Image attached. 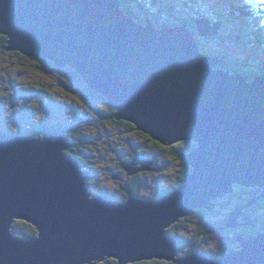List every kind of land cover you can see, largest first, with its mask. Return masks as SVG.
Masks as SVG:
<instances>
[{
    "label": "water",
    "instance_id": "1",
    "mask_svg": "<svg viewBox=\"0 0 264 264\" xmlns=\"http://www.w3.org/2000/svg\"><path fill=\"white\" fill-rule=\"evenodd\" d=\"M195 23L198 35L218 33L219 23L206 17ZM0 34L6 50L73 67L114 107L110 119L132 122L161 144L196 143L179 152L192 170L175 189L118 202L90 196V172L64 152L72 143L62 130L43 138L0 131V264H85L105 256L120 264L152 257L264 264V232L237 234L240 246L217 258L204 251L177 257L178 238L166 232L193 210L213 208L235 185L259 195L234 207L224 225L239 226L240 216L251 223L243 208L264 196V75L218 67L223 60L203 52L186 23L137 21L120 0H0ZM19 219L38 233L16 236L11 225Z\"/></svg>",
    "mask_w": 264,
    "mask_h": 264
},
{
    "label": "rangeland",
    "instance_id": "2",
    "mask_svg": "<svg viewBox=\"0 0 264 264\" xmlns=\"http://www.w3.org/2000/svg\"><path fill=\"white\" fill-rule=\"evenodd\" d=\"M165 1L166 3H172V9L171 11H165L164 14H160L162 19H172L178 17V15H194L196 11L212 15L214 12L228 9V0H201L202 2H199L198 5H196L197 3L188 2V7L185 6L183 0ZM190 1L192 2V0ZM262 1L264 0H250V6L251 4L253 7L258 6L255 7L256 10L259 9V6H262V9H264V3L259 5V2ZM132 2L135 3L136 1ZM139 2L145 3L148 11L153 14L164 10L159 5L156 7V1L139 0ZM255 17L259 19V22L264 24V11L257 13ZM237 22L236 20L233 23H229L227 29L230 28V31L228 36L227 32L225 36V40L228 39V45L233 50L236 45L229 38L233 34L232 30L238 25ZM194 24L192 23L191 26H194ZM251 27H248V29ZM240 28L244 29L246 25L241 24ZM38 64L33 59L23 60L14 51L0 47L1 130L5 132H12L18 129L32 130V127L38 121L45 125L69 124L71 122L79 126V132L76 137L78 139L81 138L82 141H78L77 146L81 149L79 152L85 154L84 164L86 165L82 170L90 171L92 169L94 171L93 176L87 177L85 182L87 185H90L91 181H98L99 187L94 189L97 192L104 189L114 190L124 179H128L127 176L139 173H141L139 175L141 182L139 190L143 197H152L153 193L157 190L164 191L176 186L178 178L184 169L179 156L177 157L169 149L165 150L167 147L163 145L145 143L146 140L142 136L127 132L125 124H121L113 117L110 119L109 117L115 112H111L110 108L101 100L83 93L82 91L85 90V86L81 81L76 82L73 77L63 76L61 72L49 66L44 65V68H38ZM40 84L43 85L41 86ZM174 144H176L173 146V150L175 151L177 149H185L189 145H196L195 142L190 140H179ZM144 154L155 160L156 164L150 166L152 169L142 166L138 167L141 165L140 163H132L135 157L132 158L131 155L144 156ZM135 161L137 160L135 159ZM128 163L134 172H128L127 166H124V164L128 165ZM158 167L161 168L158 169ZM115 176H121V178L117 179ZM117 194L118 196L122 195L121 192H117ZM90 196L93 195L90 194ZM226 196L227 194L224 195V197ZM216 208L220 210L217 205V207L208 209L209 213H192L189 216L190 221H199V224L207 230V234L201 232L199 236H196L195 232L197 229L190 226L192 223L188 226L189 229L183 228L180 231L177 226H173V223L166 228V232L173 236L170 232L177 230L179 231L178 234L186 235L188 239L195 240L199 245L198 251H206L207 249L220 251L226 245L227 237L224 235L226 228L223 227V224L222 226L210 227V225L221 224L222 222ZM249 211L257 216H261L262 220H264V207L260 209L250 207ZM17 221L14 220V223L11 225V232L16 236L24 238L25 234H28L30 237L35 235H32V230L26 224L27 222L20 223ZM170 228L172 230H169ZM174 234L176 235V233ZM180 235H178L179 238L181 237ZM187 243L189 242H182L178 246V250L176 249L175 252L176 256L181 257L188 254L189 245ZM234 245L235 249L239 247L238 242ZM108 258L99 261V263L95 261V264H110ZM112 259L116 260L113 257ZM161 260L174 264L172 260L157 259L156 261ZM138 262L140 261L133 263L139 264Z\"/></svg>",
    "mask_w": 264,
    "mask_h": 264
},
{
    "label": "trees",
    "instance_id": "3",
    "mask_svg": "<svg viewBox=\"0 0 264 264\" xmlns=\"http://www.w3.org/2000/svg\"><path fill=\"white\" fill-rule=\"evenodd\" d=\"M134 0H120L121 3V7L122 9L132 15L137 21H144L146 18H150V20L158 27L165 25V24H173V25H179V24H184L186 23L188 27H190L193 32L196 34L197 39L200 43L201 49L203 52L205 53H210L213 55H217L220 57V59L223 60V64L222 63H218V67H222L224 69H229L230 72L233 73H243V74H252V75H264V24L262 22H259L258 18H256V14L264 11V9H262V6H259V9L256 10L255 6L253 7L252 4L250 6V0H228L227 3V10H222L219 12H214L212 15H207V13H202L199 11H196V13L194 15H178V17L169 19V18H163L160 14H164L165 11H171L172 9V3H166L165 0H155L156 1V7L157 5L161 6L164 8V10H160L159 13L153 14L151 12L148 11L146 4L145 3H140L139 0H135L136 2H132ZM141 1V0H140ZM152 1V0H150ZM139 2V3H138ZM185 6L188 7V2L190 3H197L196 5H198L199 2H202L201 0H192V2L190 0H183ZM264 1L259 2V5L263 4ZM257 12V13H256ZM166 16V15H165ZM202 18V17H206L210 20V22L212 24L214 23H219V27H218V33L216 35H212V36H204V35H198L197 31H196V23L195 20L197 18ZM238 21V25L232 30V35L229 38L230 41L235 42V49H231L229 47V42L227 40H225V36H226V32H227V36L229 34L230 28L227 29V27L229 26V23H233V21ZM192 23H195L194 26H191ZM241 24L246 25V28L242 29L240 28ZM252 26L250 29H248V27ZM255 28V29H254ZM6 39L7 37L3 34H0V47H4L6 46ZM14 53L18 54L19 57L23 60H29V59H33L35 61H37L38 64V68H44L45 66H49L59 72L62 73L63 76H70L74 78V81L79 82L81 81L84 86H85V90L82 91L83 93H85L88 96H93L99 100H101L102 102H104L109 108L111 112H114L115 109L114 107L108 102V100L100 93H96L94 92L89 85L83 80V78L81 77V75L73 68L70 66H66V67H60L58 65H56L53 61H50L48 59H44V58H39V57H28L22 53H20L19 51H14ZM40 60V61H39ZM232 68V69H230ZM80 77V78H79ZM41 86L43 84H40ZM107 115V114H106ZM107 116H110L109 114ZM118 122H120L121 124H125L126 125V130L129 133H135L138 134L139 136H142L146 141L145 143L147 144H154V145H162L161 143H159L158 141L154 140L152 137H150L148 134L137 130L135 125L132 122L126 121V120H117ZM49 129L51 130H62L63 134L65 135V137L68 139L69 142L72 143V146L70 148H68L67 150H65L64 152L69 154V155H73L76 156L77 158H79L83 163L85 162L84 160V156L85 154L83 152H79L81 149L77 146V142H81L82 139L77 136V133L79 132V126L74 125L73 123H69V124H56L55 127H49ZM0 131H3L0 129ZM36 131H40L39 129ZM5 132V131H4ZM137 132V133H136ZM36 138H42L44 137L46 134L45 133H40V134H30ZM166 145V144H163ZM167 148H165V150L170 149L171 151L174 152V154L178 157V149L177 151L173 150V146L169 145L167 146ZM193 147V146H190ZM73 151V152H72ZM82 155V156H81ZM133 156V155H131ZM147 156V155H146ZM191 170V168L189 166H185V168L183 169V172L181 173V175L178 178V181L181 183L183 182L185 173L189 172ZM178 182V183H179ZM137 185H141V182H139ZM253 189L254 188H250V187H242V186H237L234 187V192L233 193H229L228 197H232L235 198V200L237 199V197H240L239 202H236V204H245L250 202L254 195H253ZM133 191H136L135 193H139V187L134 188ZM228 197H224L223 200L225 202V200L227 202L228 201ZM219 205L221 206L222 203H219ZM218 205V206H219ZM255 206V209H260L262 207H264V199H260L259 201H256V204L253 205ZM230 208L233 206H229ZM228 208V209H230ZM206 210H203L202 208L196 209L194 211H192L190 214L185 215L184 217L180 218L177 222H175L173 224V226H177L180 230H183V228L187 229L188 226L190 225L193 228H196L197 231L195 232L196 236H199V234L205 233L207 234V231L204 229V226L199 224V221H190L189 216L192 213H196L198 214L199 212L204 214ZM207 213V212H206ZM17 222H26V221H22V220H18ZM29 222H27L26 224L28 225ZM184 223V224H183ZM219 224H215V225H210L211 228L218 226ZM29 228H31L32 230V235L33 234H37V231L35 229V227L29 223ZM176 227V228H177ZM190 227V228H191ZM173 228V227H172ZM172 228H170L169 230H172ZM175 228V229H176ZM189 229V228H188ZM179 231L177 230H172V232H170L171 234L175 235L174 233H176V235H180L178 234ZM174 232V233H173ZM227 238L229 236V238L227 239V244L225 245V247H223L222 251H213L211 249H207L205 252L212 258H217L223 254H225L226 252L232 251L235 248V236L236 235H232L230 236L229 234H224ZM183 238V241L187 243L189 245V250L187 253L198 250V244L195 242V240L193 239H188L186 235H180ZM30 236H28V234H26L24 236V238H28ZM179 244V246H180ZM180 249V247H179ZM219 252V253H218ZM117 262V260H115ZM110 262V261H109ZM143 262V263H142ZM141 264H168L164 261H156V260H150V261H142ZM157 262V263H156Z\"/></svg>",
    "mask_w": 264,
    "mask_h": 264
},
{
    "label": "flooded vegetation",
    "instance_id": "4",
    "mask_svg": "<svg viewBox=\"0 0 264 264\" xmlns=\"http://www.w3.org/2000/svg\"><path fill=\"white\" fill-rule=\"evenodd\" d=\"M49 127H55V125H53V124H50V125H45V124H43L42 122H37V124L36 125H34L33 127H32V130H27V129H18V130H13L12 132H7V133H11V134H19L20 132L22 133V134H40V133H44L45 132V134L47 135L48 134V131H51V129H49ZM40 130V131H36V130ZM45 135V136H46ZM163 145V144H162ZM172 146L174 145H176V144H171ZM163 146H165L166 147V145H163ZM167 146H169V145H167ZM193 147H194V145H193ZM193 147H190V145L187 147V148H185V149H182V150H179L178 149V155H179V152L180 151H189V150H191ZM170 150V149H169ZM141 155V154H140ZM140 155H135V156H132V158H134L135 157V159L137 160V161H135V159H133V161H132V163L133 164H138V163H140L141 165L140 166H138V167H141V166H143V164L142 163H144L146 160H150L151 161V163L147 166V169H149V167L150 166H153V164L155 165L156 163H155V160L153 159V158H151V157H148V156H146L145 154H144V156H140ZM179 158L181 159V163H182V166H183V168H185V166L187 165V166H189L187 163H186V161L185 160H183L180 156H179ZM185 162V163H184ZM148 163V162H147ZM86 165L84 164V167H85ZM190 167V166H189ZM159 168H161V167H158V169ZM191 168V167H190ZM146 170V169H145ZM192 170V169H191ZM190 170V171H191ZM189 171V172H190ZM90 176H93V173H94V171L92 170V169H90ZM189 172H187V173H189ZM141 173H139V174H137V175H130V176H127L128 177V179L127 180H125L124 179V181L123 182H121V181H119V182H121L120 183V185H118L117 186V188H115L114 190H111V189H104V190H100L99 192H97V191H94V189H97L98 187H99V185H98V181H91L90 182V185H87L88 186V189H89V192H90V194H92L93 196H97V195H103V196H106V197H109V198H111V199H113V200H115V201H118V202H122V201H125V200H127L130 196H136V197H139V198H143V199H151V198H155L156 196H158L159 194H161V193H166V192H170V191H172L173 189H175L179 184H180V182L178 183L177 182V184H176V186L175 187H173V188H169V189H166V190H157V191H155L154 193H153V196L152 197H143L141 194H140V190H139V193H135L136 191H133L134 190V188H137V187H139V189L141 188V185H137L139 182H140V177H139V175H140ZM186 174V173H185ZM115 178H117V179H119V178H121V176H115ZM184 180V179H183ZM96 183V184H95ZM237 186H240V185H235V187H237ZM243 187V186H242ZM117 192H121V196H118V194H117ZM253 195L255 196V195H259L257 192H255V189H253ZM224 197V196H223ZM228 197V194H227V196H226V198ZM225 199V198H224ZM260 199H264V196L263 197H261V198H258L257 199V201H259ZM239 200H240V197L238 196L237 197V199L235 200V198H232V197H228V201H230V202H227L226 200H225V202H224V200H223V198H220V199H218V200H216L215 201V205L213 206V207H217V205H219V203H222V205L220 206L219 205V208H220V210H216L217 212H218V216L221 218V220H222V222H221V224L220 223H217V224H219V225H221L222 226V224L224 223V221L226 220V218H227V216L229 215V213H230V211L234 208V207H236V206H239L240 204H236V202H239ZM256 204V203H255ZM254 204V205H255ZM229 206H233V207H229ZM250 207H252V208H255V206H253V205H251ZM250 207L248 206V207H246V209L245 210H243V213L244 214H247L248 216H250V218H251V223H249V224H243L242 226H239V227H228V228H226V233L225 234H229L230 236H232V235H237V234H239V233H241L244 237H248L250 234H253V233H258V232H264V220H262V217L261 216H257V215H255V214H253V213H251L250 211H249V209H250ZM228 208H230V209H228ZM197 209H199V208H197ZM196 210V209H195ZM203 210H206L205 212H208L209 213V211H208V209H205V208H203ZM194 211V210H193ZM239 222L240 223H244V219H243V216H240L239 217ZM234 230H235V232H234ZM170 235V234H169ZM174 237H177L178 238V240H177V250H178V246H179V244H180V241H183V238L182 237H180L179 238V236L178 235H173ZM228 238H229V236H228ZM227 238V239H228ZM235 238H236V236H235ZM235 242H236V239H235ZM182 243V242H181ZM228 243V242H227ZM226 243V244H227ZM225 247V246H224ZM237 247V246H236ZM223 249V248H222ZM222 249L219 251V252H221L222 251ZM195 251H198V250H195ZM205 252V251H204ZM218 252V253H219ZM190 253V252H189ZM177 257H179V256H177ZM182 257V256H181ZM220 257V256H219ZM109 259V263L110 264H117L116 263V261L114 260V259H112V258H108ZM154 260V259H153ZM142 261H140L139 263H141ZM143 263V262H142ZM166 263H168L169 264V262H166ZM133 264V263H132Z\"/></svg>",
    "mask_w": 264,
    "mask_h": 264
},
{
    "label": "bare ground",
    "instance_id": "5",
    "mask_svg": "<svg viewBox=\"0 0 264 264\" xmlns=\"http://www.w3.org/2000/svg\"><path fill=\"white\" fill-rule=\"evenodd\" d=\"M40 61V60H39ZM19 62V61H18ZM230 69H232V68H230ZM19 73V72H18ZM80 78V77H79ZM103 106V105H102ZM104 108V107H103ZM110 120V119H109ZM114 123H116V122H114ZM126 124V123H125ZM120 125V124H119ZM124 130V129H123ZM21 133V132H20ZM45 133V132H44ZM137 133V132H136ZM139 138V137H138ZM144 141V140H143ZM174 146V145H173ZM181 149V148H180ZM149 151V150H148ZM73 152V151H72ZM170 154V153H169ZM82 156V155H81ZM179 161V160H178ZM185 163V162H184ZM129 164V163H128ZM165 168V167H164ZM175 168V167H174ZM177 168V167H176ZM149 169H152V167H149ZM101 173V172H100ZM136 174V173H135ZM178 176V175H177ZM96 184V183H95ZM103 184V183H102ZM143 189V188H142ZM245 208L246 207H244L243 208V210H245ZM203 209V208H202ZM215 209V208H214ZM217 209V208H216ZM212 212V211H211ZM21 223V222H20ZM24 223V222H23ZM29 223H31V222H29ZM29 223H28V225H29ZM34 227H35V229H36V231H37V233H38V230H37V228H36V226L33 224V223H31ZM184 224V223H183ZM243 225V223H241V224H239V226H242ZM223 227L224 228H228V227H225V225H224V223H223ZM223 228V229H224ZM221 229V228H220ZM219 230V229H218ZM207 231V230H206ZM223 231V230H222ZM234 232H235V230H234ZM194 234V233H193ZM26 235V234H25ZM236 242H238V241H236ZM239 243V242H238ZM239 246H240V243H239ZM106 257L107 256H105L104 258L106 259ZM108 258V257H107ZM112 258V257H111ZM153 259H155L154 257H152L151 259H142V260H138V261H149V260H153ZM104 260V259H103ZM157 260V259H156ZM95 261H97V260H92L91 262H89V263H93V262H95ZM102 261V260H101ZM162 261V260H161ZM117 262H118V264H120L119 263V261L117 260ZM116 262V263H117ZM133 262H137V261H133ZM133 262H127V263H133ZM98 263H99V261H98ZM127 263H124V264H127ZM139 263V262H138ZM157 263V262H156ZM134 264V263H133ZM139 264H141V263H139ZM151 264H152V262H151ZM171 264V263H170Z\"/></svg>",
    "mask_w": 264,
    "mask_h": 264
},
{
    "label": "clouds",
    "instance_id": "6",
    "mask_svg": "<svg viewBox=\"0 0 264 264\" xmlns=\"http://www.w3.org/2000/svg\"><path fill=\"white\" fill-rule=\"evenodd\" d=\"M51 131H54V130H51ZM82 162V161H81ZM83 163V162H82Z\"/></svg>",
    "mask_w": 264,
    "mask_h": 264
}]
</instances>
